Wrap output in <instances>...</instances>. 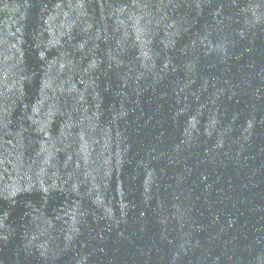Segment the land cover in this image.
<instances>
[{
    "label": "water",
    "instance_id": "1",
    "mask_svg": "<svg viewBox=\"0 0 264 264\" xmlns=\"http://www.w3.org/2000/svg\"><path fill=\"white\" fill-rule=\"evenodd\" d=\"M0 264H264V0H0Z\"/></svg>",
    "mask_w": 264,
    "mask_h": 264
}]
</instances>
